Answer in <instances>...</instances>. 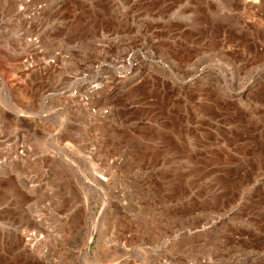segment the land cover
<instances>
[{"label":"rangeland","instance_id":"obj_1","mask_svg":"<svg viewBox=\"0 0 264 264\" xmlns=\"http://www.w3.org/2000/svg\"><path fill=\"white\" fill-rule=\"evenodd\" d=\"M0 136V264H264V0H0Z\"/></svg>","mask_w":264,"mask_h":264},{"label":"bare ground","instance_id":"obj_2","mask_svg":"<svg viewBox=\"0 0 264 264\" xmlns=\"http://www.w3.org/2000/svg\"><path fill=\"white\" fill-rule=\"evenodd\" d=\"M10 106V105H9ZM11 108V112L14 114V115H18V116H25V113L23 112V111H21L18 107H16V106H10ZM26 117V116H25ZM41 117V116H40ZM35 118V117H34ZM37 119V118H36ZM18 138V137H17ZM6 142V140H3V136L1 137L0 136V144H2V143H5ZM8 142H9V140H8ZM14 142V141H13ZM14 144V143H13ZM15 145V144H14ZM13 145V146H14ZM5 146H7L6 144H5ZM9 148V147H8ZM12 148V147H11ZM10 149V148H9ZM8 149V154H13L12 156H11V159H16V156L14 155L15 154V150L13 151V153H11L12 151L11 150H9ZM15 149V148H14ZM7 194V193H6ZM19 196V195H18ZM21 197V196H20ZM36 220V219H35ZM35 220H33V221H35ZM23 221V220H22ZM33 221H31V223H34ZM39 222H41L40 220H38ZM37 221V222H38ZM35 223H36V221H35ZM38 223H36V225H37ZM36 225H33L34 227H36ZM42 225V224H41ZM38 226H39V224H38ZM34 229V228H33ZM40 231V230H39Z\"/></svg>","mask_w":264,"mask_h":264}]
</instances>
